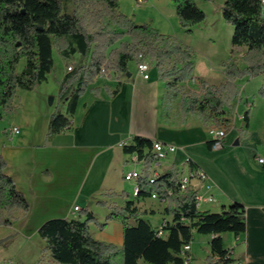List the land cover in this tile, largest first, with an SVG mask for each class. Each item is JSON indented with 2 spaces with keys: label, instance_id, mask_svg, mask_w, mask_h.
Wrapping results in <instances>:
<instances>
[{
  "label": "trees",
  "instance_id": "trees-1",
  "mask_svg": "<svg viewBox=\"0 0 264 264\" xmlns=\"http://www.w3.org/2000/svg\"><path fill=\"white\" fill-rule=\"evenodd\" d=\"M171 1L186 33L192 34L194 27L206 21L195 0ZM222 12L234 29L232 46L247 48L244 67L231 58L223 64L224 84L211 86L199 79L198 90L187 91L186 84L194 79L195 50L149 24L135 23L120 11V0H0V121L12 112L19 89L34 91L48 80L55 69L56 49L62 59L79 55L81 61L62 81L60 95L67 100V115H52L48 142L71 128L80 98L97 78L113 73L120 80L140 55L156 68L169 99L180 98L183 124L194 116L206 128L222 129L227 135L233 129L229 116L240 97L237 81L264 74V16L262 0H224ZM259 95L264 97V87ZM250 117L247 111L246 129ZM154 143L135 136L123 147L125 154L144 161L139 196L127 200L124 193H105L104 197L126 201L121 206L99 202L111 210L107 222L117 220L122 225V247L94 238L91 225L104 229L107 224H100L86 209L77 218L53 219L39 228L37 234L46 244L44 253L49 254V260L41 264H190L191 251L185 247L192 245L195 234L213 237L207 264H235L223 236L246 232L245 205L234 202L218 213L198 209L197 192L181 191L176 168L161 173L151 184V167L157 161ZM209 145L212 148L213 142ZM7 165L0 155V227H12L18 213L26 216L30 211L26 198L5 173ZM154 194L168 202L164 214L171 217L156 228L137 205L141 198Z\"/></svg>",
  "mask_w": 264,
  "mask_h": 264
},
{
  "label": "crops",
  "instance_id": "crops-1",
  "mask_svg": "<svg viewBox=\"0 0 264 264\" xmlns=\"http://www.w3.org/2000/svg\"><path fill=\"white\" fill-rule=\"evenodd\" d=\"M120 4L121 12H124L123 0H120ZM222 4L224 2L219 6L221 9ZM246 54V47L232 46L228 59L233 58L244 67L242 59ZM80 61L79 57L78 63L73 64L77 66ZM73 64L63 67L64 73L57 80L62 82ZM150 64L152 71L154 66ZM135 71V74L132 73L129 67V73L120 80L113 73L109 77L97 78L80 98L71 128L49 142L50 113L43 121L39 136H35L31 125L16 122L0 131V155L8 163L5 173L13 179L16 188L30 205L28 215L19 213V219L13 227L19 231L36 233L47 221L77 218L79 213L74 214L73 210L78 207L81 211L87 209L92 212L99 223L100 218L104 220L107 226L100 231L116 227L117 237L114 239H103L96 235L94 238L122 247V225L117 220L107 222L111 210L99 202L123 205L126 200L121 197L103 196L112 192L126 194L127 200L134 199V184L126 182L124 176L132 170L143 169V165L136 162L137 155L125 154L121 144L140 136L178 148L163 162L161 173L162 168L166 169L164 172L176 168L184 174L199 170L208 175L217 203L204 205L200 210L221 212L234 202L245 205L246 232L238 237L225 234L224 247L232 250L235 264H264V165L257 161L258 158L264 159V97L259 95L264 87V74L237 81L240 97L229 116L233 129L227 134L223 148L213 150L209 145L213 139L212 129L206 128L194 116L186 124L182 123L180 98L169 99L164 83L158 79V72L156 82H151V75L145 80L138 73L137 66ZM198 80L199 77L194 74V79L186 84V90H198ZM200 80L211 86H220L226 82V76L221 68L214 81ZM118 88V93L111 96ZM152 97L160 99L154 130L149 128L148 100ZM60 100L66 106L67 115V100ZM247 111L251 112L248 129L243 122ZM14 128L19 129V134L13 133ZM192 185L196 187L198 183L193 182ZM167 204L165 201L141 198L137 205L156 228L164 221H171V217L164 214ZM215 207L220 211H214ZM157 214H160L161 223L155 226L152 219ZM195 238L191 245L190 264H207L213 237L208 236L205 241L209 252L201 263L195 260ZM38 244L41 247L45 245L42 240Z\"/></svg>",
  "mask_w": 264,
  "mask_h": 264
},
{
  "label": "rangeland",
  "instance_id": "rangeland-1",
  "mask_svg": "<svg viewBox=\"0 0 264 264\" xmlns=\"http://www.w3.org/2000/svg\"><path fill=\"white\" fill-rule=\"evenodd\" d=\"M195 2L198 7L205 12L207 19L204 23L194 27L192 34H188L182 29L171 0H149L142 5H138L136 0H134V2L123 0L124 12L122 13H126L134 22L137 21L149 24L160 33L173 36L193 48L196 53L195 77L214 81L213 79L217 72L220 71L221 68L223 69V64H227L231 60V58L228 59V57L232 48L231 39L234 29L224 21L222 9L219 8L224 0H195ZM53 58L55 69L53 73L49 75L45 83L37 86L34 91H26L23 89L17 91L13 101L12 112L7 113L4 119L0 121V131H3L6 125L9 126L11 123L16 122L23 125H31L30 129L34 131L35 136H39L42 133V124L47 113L51 114L50 118L57 113L66 115V106H64V102L60 100L62 82L57 80V77L63 75V67L68 64L78 63L79 55L70 60H65L59 56L55 49ZM223 61L225 62L221 63ZM24 65L25 61L23 60L19 65V71L23 69ZM71 66L73 68L76 67L74 64ZM136 66V62H132L129 65L131 72L134 74L136 72ZM156 74L157 70L154 67L150 72L152 77L151 82H156ZM194 85L195 84H193V86ZM148 101L150 106L149 128L151 130L153 128L154 130L156 126V108H159L160 99L159 97H152ZM156 101L158 103L157 105ZM178 114L180 113L178 112ZM162 170L164 172L166 169L162 168ZM213 209L214 211L219 210L216 207ZM157 215L156 218L152 219L155 226L161 223L159 219L160 214ZM100 219V224H105L104 220H102V218ZM92 233L96 235V237L100 236L103 239L105 237L107 239H114L117 235V230L116 227H109L106 231L102 232L96 225H93ZM195 235L196 238L193 248L195 260L201 263L204 261L206 253L209 252V247H205V241L208 240V236ZM39 240H41V238L37 232L19 231L13 226L0 227V264H41L43 260H49V254L44 253L46 244L44 247H41L38 244ZM139 264H143V262Z\"/></svg>",
  "mask_w": 264,
  "mask_h": 264
},
{
  "label": "built area",
  "instance_id": "built-area-1",
  "mask_svg": "<svg viewBox=\"0 0 264 264\" xmlns=\"http://www.w3.org/2000/svg\"><path fill=\"white\" fill-rule=\"evenodd\" d=\"M149 0H136L138 5H142ZM262 13L264 16V0H262ZM73 67L68 68V72H72ZM137 71L138 73L145 79L148 80L150 78L151 64L147 60L146 56L140 55L137 61ZM19 129L14 128L13 133L19 134ZM212 142L213 150H220L223 148L226 138V133L222 129H212ZM125 142L121 144L123 148ZM177 147L171 144H163L161 142H155L153 146L154 154L157 156V161L153 163L151 170L152 175L150 178V183L154 184L158 176L161 174V166L163 162L167 159L169 154H174L177 151ZM258 163L264 165V159H257ZM137 163H142L144 167V161H140L138 157L136 158ZM187 163H190V160H187ZM143 169L141 170H132L125 174L124 179L126 182L133 183V197L137 198L140 194L141 187L138 184V180L142 177ZM179 184L180 189L183 193L188 190H194L197 192V208L201 209L204 205H214L217 203V199L213 194V185L211 184L208 175L199 170H190L188 174H184L179 172ZM193 182H197L198 186L194 187ZM151 199L160 200L157 194L152 195ZM74 214H78L81 212L80 208L75 207L73 210ZM186 251H191V246L185 247Z\"/></svg>",
  "mask_w": 264,
  "mask_h": 264
},
{
  "label": "water",
  "instance_id": "water-1",
  "mask_svg": "<svg viewBox=\"0 0 264 264\" xmlns=\"http://www.w3.org/2000/svg\"><path fill=\"white\" fill-rule=\"evenodd\" d=\"M236 145H238V144H236Z\"/></svg>",
  "mask_w": 264,
  "mask_h": 264
}]
</instances>
